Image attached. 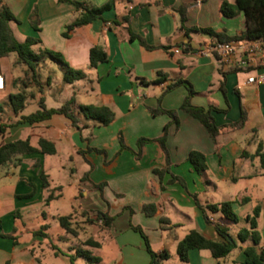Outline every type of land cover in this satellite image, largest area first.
Returning a JSON list of instances; mask_svg holds the SVG:
<instances>
[{"label": "crops", "instance_id": "obj_1", "mask_svg": "<svg viewBox=\"0 0 264 264\" xmlns=\"http://www.w3.org/2000/svg\"><path fill=\"white\" fill-rule=\"evenodd\" d=\"M71 1L100 6L110 0ZM71 1L0 0V7L7 5L17 19L9 22L15 38L20 42L27 38L39 40L31 46L32 52L39 55L31 61L35 70L16 52L0 57V73L6 80V88L0 95L8 98L11 93L25 91L28 100L39 101L43 97L47 106L49 97L57 99L59 104L49 108L61 106L74 95L78 104L110 107L115 119L108 125H98L80 116L81 124L88 123L82 130L60 113L33 124L18 123L26 113L15 114L8 101L3 105L0 118L4 112H11L8 119H13V123L3 122L9 126L0 133V144L29 138L37 145L45 138L55 144L57 152L53 155L32 152L23 155L19 162L0 167V264H24L18 258L24 252L27 254L24 259L30 260L31 249L45 238L35 235V229L24 223L33 237L22 244L15 235V223L17 218L31 221L41 215L58 220L59 216L73 214L72 222L80 219L86 231L99 227L95 239L101 246L81 244V247L98 253L103 244L114 240L117 254L111 264L150 263L145 240L132 225L143 229L154 251L168 250L171 254L168 260L173 259V264H234L245 260L244 248L251 241L240 243L241 247L224 258H215L210 249H191L187 261L179 257L178 243L191 230L220 240L216 224L227 227L236 237L242 227L248 226L245 217L259 206V248L264 249V84L248 83L250 76L264 73V40H243V48L231 56L230 63L216 54L197 53L202 45L219 40L202 29L212 28L233 36L245 28L244 14L225 17L221 12L223 0H114V7L102 17L65 35L67 26L82 11ZM131 32L153 48H146L137 37L132 38ZM95 46L102 47L108 59L93 66L90 51ZM176 48L181 49L180 53L175 52ZM46 51L59 55L85 76L73 83L62 78L68 86L54 79L50 70L54 62L60 68L64 66ZM162 75L167 78L165 82L152 83ZM25 78L23 83L21 79ZM181 79L191 83L194 105L217 108L211 112L219 133L213 140L201 122L180 109L188 94L185 85L166 93L162 106L177 110L180 123L169 127L166 146L170 172L160 178L154 169L167 166L160 143H146L137 158L130 149L121 150L118 134H123L132 150H138L140 137L161 136L171 117L153 115L148 106L157 107L164 89ZM243 111L245 123L231 126L239 121ZM88 136L90 142L86 140ZM88 146L104 149L106 153L81 154L80 150ZM193 150L206 155L205 173L199 172L188 159ZM86 172L89 176L84 179ZM173 175L182 177L186 186L171 182ZM101 182L106 183L102 193L95 188ZM51 192L55 198L47 202ZM194 193L203 204L231 201L240 220L233 222L217 212L210 213L212 222H208L192 196ZM146 203L156 204L158 213L146 215L143 211ZM97 211L114 217L110 227L97 220ZM163 217L168 222H161ZM78 238L75 236L76 244ZM60 239L69 243L68 250H78L68 236ZM60 253L61 250L54 249L55 255ZM98 257L100 261L96 264H105L108 255L100 253ZM69 262L72 264L71 259ZM84 262L88 264L85 258Z\"/></svg>", "mask_w": 264, "mask_h": 264}, {"label": "trees", "instance_id": "obj_2", "mask_svg": "<svg viewBox=\"0 0 264 264\" xmlns=\"http://www.w3.org/2000/svg\"><path fill=\"white\" fill-rule=\"evenodd\" d=\"M62 1H71V0H62ZM76 5L78 9L82 11L78 17L67 26V31L64 33L68 35L70 31L75 30L76 28L92 23L96 18L102 17V15L111 10L114 7V0H110L100 6H88L83 2L71 1ZM221 12L225 17L231 18L243 13L246 19V26L243 30L237 32L233 36H226L223 33H218L212 28L202 29L204 32L210 33L216 36L220 41H245V40H264V0H235L230 2L228 0H223L221 4ZM12 20H17L12 12L9 10L8 6L2 4L0 7V57L7 56L11 52H16L22 61L29 64V66L35 70L32 60H35L39 57L38 54H35L31 50V46L35 43H38V39L27 38L24 42L18 41L10 26L9 22ZM185 20V13L182 11V21ZM132 38L137 37L140 42L146 48H153V46L148 45L144 39L131 32ZM50 56L56 60L62 62L64 68L63 79L66 83H73L76 80L82 79L85 75L81 70L74 69L69 64L64 62V60L57 54L46 51ZM108 56L104 49L100 46H95L90 51V62L91 65L96 66L99 62L107 61ZM34 79H37L34 76ZM25 79H21L23 83L26 82ZM167 80L165 75L157 78L152 81V83L159 84ZM143 84L148 82L142 81ZM179 85H185L188 88V94L184 98L180 109L189 114L191 117L197 119L201 124L207 129L209 135L213 140L216 139L217 134L219 133V126L215 121V117L212 114V109H216L214 106L205 108L202 106H196L192 103V96L195 93L191 83L187 80H178L174 83L169 84L158 98L157 107L148 106V109L153 115L159 114H168L171 117V121L167 123L164 127L163 134L156 138L140 137L137 141L138 150H132L126 143L123 134L120 132L118 134L119 142L121 145V150L130 149L137 158H140L142 155L143 146L148 142L158 141L166 153L167 156V166L164 169H154V172L162 178L165 172H170V155L166 146V141L168 138L169 127L172 124L179 125L180 120L178 117L177 110L166 109L162 106V99L166 93L173 90ZM29 95L25 91H20L17 93H11L8 96V103L11 106V109L15 114H19L24 111ZM39 108L34 112L29 114H22L18 123L28 122V123H37L43 120L50 118L53 114L60 113L66 115L72 120V123L75 127L83 129L88 126V123L81 124L80 116H82L86 121L92 122L98 125H108L115 119V112L106 105H84L78 104L75 96L73 95L69 100L63 103L59 107H48L45 103L44 98H40L38 101ZM4 111V106L0 104V112ZM246 114L243 111L239 121L232 123L231 126L240 127L245 123ZM8 124L0 125V133H4ZM86 140L90 142L91 137H86ZM97 152L105 154L104 149L88 146L86 150H80L81 154L86 152ZM32 152H41L47 155H53L57 152L55 144L45 138H41L37 145H33L29 138L26 139H17L9 142H3L0 144V167L7 165L11 162H19L23 155L29 154ZM188 159L192 162L195 168L201 172L205 173L208 169L206 155L197 150H193L189 153ZM89 172H86L84 179H87ZM179 182L182 185H185V181L182 177L173 175L171 182ZM106 183L101 182L95 184L96 190L100 193L103 191V187ZM48 184H46L47 186ZM196 204L200 207L205 215V218L208 222H212L210 213H222L227 219L238 222L240 220L238 214L233 209V203L231 201H223L218 203H206L203 204L196 193L192 194ZM55 198L54 193H50L47 197V202ZM143 211L148 216H153L158 213L156 204L146 203L143 205ZM260 214V207L255 206L252 214H249L245 217V220L248 223V226L242 227L237 236H233L227 227H223L219 224H216V229L219 235L222 237L220 240H212L205 237L203 234L197 230H191L188 232L178 243L177 253L182 261L188 260V253L191 249H210L215 258H224L231 254L235 249L240 246V243L251 241V245H248L244 248L245 260L243 262H235L234 264H264V249L259 248V243L261 241V234L258 229V217ZM97 220H101L102 225L105 227H110L113 221L112 216L108 212L97 211L96 213ZM73 214L62 215L58 217V221L61 226L65 229L67 233L77 234L76 229L73 227ZM161 222H168L166 217L161 218ZM49 224H45L41 229L35 230L34 234L38 236H47L43 230L48 229ZM132 228L139 231L142 237L145 240L147 251L151 256L149 264H162L165 260H168L171 257V254L168 250L162 252H156L153 250L148 236L145 234L143 229L140 226L132 225ZM16 240L15 237H13ZM83 245L89 247H100L101 242L94 239L88 238L83 242ZM77 256L85 258L88 264H95L100 261L98 256H94L89 249H84L80 247L76 253Z\"/></svg>", "mask_w": 264, "mask_h": 264}, {"label": "rangeland", "instance_id": "obj_3", "mask_svg": "<svg viewBox=\"0 0 264 264\" xmlns=\"http://www.w3.org/2000/svg\"><path fill=\"white\" fill-rule=\"evenodd\" d=\"M54 67L51 70V73L53 74V78L56 80H59L60 82L63 83V72H64V68H60L61 66L59 65L58 62H54ZM65 84V83H63ZM66 86H68V84H65ZM7 101H9L8 98H2L0 95V104L5 105L7 103ZM48 106H57L58 100L49 97L48 101H47ZM39 108V104H38V99H33L30 98L26 104V107L24 109V113L28 114L31 112H34L35 110H37ZM10 111V110H9ZM9 113L11 112H4L2 114V118H0V125L4 122V123H13V119H8L9 117ZM6 121V122H5ZM3 123V124H4ZM1 137V135H0ZM34 140V139H33ZM52 159V158H49ZM64 209V208H63ZM71 209H68V212H70ZM65 214V213H62ZM24 223H26V226L28 228L31 229H35V230H39L41 229L45 224H49V228L43 230V232H45L47 234V236H45L44 238V242L43 243H36L34 245V249L30 251L29 256H30V260L35 261L34 262H30V260H26L24 258H26V253H21L20 255H18L20 259L24 260L23 263L24 264H70L69 259H71V263L72 264H86L84 262V258L81 256H77V249L70 251L68 250V244L67 242H64L60 239V237L62 236H68L73 242H74V247H81V244H83V242L85 240H87L88 238H96V234L97 231L99 229V227H92V230L86 231L85 230V226L82 225V221L80 219L76 220L73 223L74 228L77 231V234H67V232L65 231V229L61 226V224L59 223L58 220H54L52 218H50L49 216L45 217L43 215H41L39 218H36L34 220L31 221H23L19 218L16 219V228H17V232L15 231V235L18 237V240L24 244L30 240H32V234H29L26 231V227L24 225ZM75 236H79L80 238H82L83 240H80V238H78V244H76V239ZM109 243V244H108ZM78 245V246H77ZM58 248L59 250H61V253L59 255H55L54 254V249ZM100 252L96 253L94 252L93 255L94 256H98V254H104L105 256L108 255V257H106V262L105 264H111V259L116 256L117 254V247L116 244L114 242V240H109V242L103 244V249L102 250H98ZM101 256V255H100ZM176 254L174 255V258H176ZM17 258V259H18ZM35 258V259H34ZM37 258V259H36ZM177 259V258H176ZM96 264V263H95ZM166 264H173V259L168 260V262Z\"/></svg>", "mask_w": 264, "mask_h": 264}, {"label": "built area", "instance_id": "obj_4", "mask_svg": "<svg viewBox=\"0 0 264 264\" xmlns=\"http://www.w3.org/2000/svg\"><path fill=\"white\" fill-rule=\"evenodd\" d=\"M240 48H243L242 41L232 40V41H216L213 43L205 44L199 47L197 53L201 55H218L221 60L225 63L231 62V56ZM181 49L176 48L175 52L180 53ZM264 55V54H263ZM248 83L264 84V73L258 74L256 76H250L248 78ZM6 88V80L4 75L0 73V91Z\"/></svg>", "mask_w": 264, "mask_h": 264}]
</instances>
